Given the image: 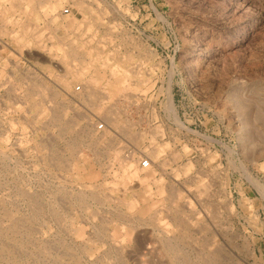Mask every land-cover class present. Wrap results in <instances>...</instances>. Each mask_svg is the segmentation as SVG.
Wrapping results in <instances>:
<instances>
[{"label": "rangeland", "instance_id": "374dc122", "mask_svg": "<svg viewBox=\"0 0 264 264\" xmlns=\"http://www.w3.org/2000/svg\"><path fill=\"white\" fill-rule=\"evenodd\" d=\"M0 83V264H264V0H0Z\"/></svg>", "mask_w": 264, "mask_h": 264}, {"label": "bare ground", "instance_id": "6f19581e", "mask_svg": "<svg viewBox=\"0 0 264 264\" xmlns=\"http://www.w3.org/2000/svg\"><path fill=\"white\" fill-rule=\"evenodd\" d=\"M80 1H81V0H80ZM13 3H14V2H13ZM32 4H33V3H32ZM73 5H74V4H73ZM86 6H87V5H86ZM75 7H76V6H75ZM28 9H29V8H28ZM96 10H97V9H96ZM101 11H102V10H101ZM87 12H88V11H87ZM99 12H100V10H99ZM28 14H29V12H28ZM96 14H97V13H96ZM90 15H91V14H90ZM25 17H26V16H25ZM12 18H13V16H12ZM97 18H99V17L97 16ZM6 21H7V20H6ZM92 21H94V20H92ZM94 23H95V22H94ZM87 24H88V22H87ZM90 24H91V23H90ZM95 24H96V23H95ZM97 24H98V23H97ZM87 26H89V24H88ZM100 26H101V25H100ZM76 28H77V27H76ZM86 28H87V27H86ZM45 30H46V29H45ZM85 30H86V29H85ZM29 34H30V33H29ZM41 34H43V33H41ZM115 35H116V34H115ZM33 37H34V36H33ZM103 37H104V36H103ZM105 37H106V36H105ZM37 38H38V37H37ZM34 39H35V38H34ZM104 39H105V38H104ZM31 40H32V39H31ZM73 41H74V40H73ZM73 41H71V42H73ZM84 42H85V41H84ZM89 42H90V41H89ZM86 43H88V42H85V44H86ZM96 43H97V42H96ZM55 44H56V43H55ZM42 46H43V45H42ZM122 47H123V46H122ZM8 48H9V47H8ZM80 48H81V47H80ZM38 49H39V48H38ZM40 50H41V49H40ZM83 50H84V49H83ZM98 50H99V49H98ZM113 50H114V49H113ZM113 50H112V51H113ZM95 51H96V50H95ZM96 52H97V51H96ZM83 57H84V56H83ZM141 61H142V60H141ZM141 61H140V62H141ZM87 62H88V61H87ZM66 65H67V64H66ZM114 65H115V64H114ZM137 67H138V66H137ZM69 68H70V67H69ZM83 68H84V67H83ZM117 68H118V67H117ZM114 69H115V68H114ZM128 69H129V68H128ZM12 70H13V69H12ZM111 70H113V69H111ZM68 71H69V70H68ZM113 71H114V70H113ZM15 72H16V71H15ZM15 72H14V73H15ZM27 72H28V71H27ZM114 72H115V71H114ZM73 73H74V72H73ZM79 74H80V73H79ZM113 75H114V73H113ZM113 75H112V76H113ZM130 75H131V74H130ZM108 76L110 77V75H108ZM25 77H26V76H25ZM25 77H24V78H25ZM130 77H131V76H130ZM39 79H40V78H39ZM21 80H22V79H21ZM29 80H30V79H29ZM90 80H91V79H90ZM8 81H9V79H8ZM131 81H132V80H131ZM37 82H38V81H37ZM24 83H25V82H24ZM24 83H23V84H24ZM92 83H93V82H92ZM0 84H1V83H0ZM10 84H11V83H10ZM33 84H34V83H33ZM62 84H63V83H62ZM34 85H35V84H34ZM4 86H5V85H4ZM4 86H3V87H4ZM16 86H17V85H16ZM36 86H37V85H36ZM42 86H43V85H42ZM89 86H90V85H89ZM7 88H8V87H7ZM31 88H32V87H31ZM31 88H30V90H31ZM34 88H35V87H34ZM34 88H33V89H34ZM37 88H40V87L38 86ZM8 89H9V88H8ZM8 89H7V91H9ZM12 89H13V88H12ZM47 90H48V89H47ZM43 91H45V90H43ZM124 91H125V90H124ZM11 92H12V91H11ZM11 92H10V93H11ZM34 92H35V91H34ZM34 92H33V93H34ZM62 92H63V91H62ZM4 93H5V92H4ZM28 93H29V92H28ZM96 93H97V92H96ZM129 93H130V92H129ZM13 94H14V93H13ZM23 94H24V93H23ZM29 94H30V93H29ZM36 94H37V93H36ZM92 94H94V92H93ZM10 95H11V94H10ZM53 95H54V93H53ZM53 95H51V96L54 97L55 95H54V96H53ZM56 95H57V94H56ZM122 95H123V93H122ZM31 96H33V95L31 94ZM35 96H36V95H35ZM42 96H43V95H42ZM108 96H109V95H108ZM18 97H19V96H18ZM26 97H27V96H26ZM29 97H30V96H29ZM82 97H83V96H82ZM36 98H37V97H36ZM50 98H51V97H50ZM50 98H49V99H50ZM97 98H98V97H97ZM23 99H24V98H23ZM53 99H54V98H53ZM85 99H86V98H85ZM85 99H84V100H85ZM107 99H108V97H107ZM51 101H53V100H51ZM86 101H87V99H86ZM115 101H116V100H115ZM126 101H127V100H126ZM18 102H19V101H18ZM83 102H84V101H83ZM97 102H98V101H97ZM97 102H96V103H97ZM101 102H102V101H101ZM15 103H16V102H15ZM39 103H40V101H39ZM52 104L54 105L53 102L51 103V105H52ZM55 104H57V103L55 102ZM59 104H60V103H59ZM59 104H58V105H59ZM97 104H98V103H97ZM99 104H101V103H99ZM14 105H16V104H14ZM24 105H25V104H24ZM51 105H50V107H51ZM53 105H52V108H53ZM93 106H94V105H93ZM58 107H59V106H58ZM58 107H57V108H58ZM60 107H61V106H60ZM63 107H64V106H63ZM89 107H90V106H89ZM94 107H95V106H94ZM41 108H42V107H41ZM52 108L50 109V111L52 110L51 112H53V111H54L53 109H55V108H53V109H52ZM61 108H62V107H61ZM3 109H4V108H3ZM121 109H122V108H121ZM61 110H63V109H61ZM61 110H60V111H61ZM108 110H109V109H108ZM111 110H112V113H115V112H114V109H111ZM58 111H59V110H58ZM106 111H107V110H106ZM117 111H118V110H117ZM120 111H121V110H120ZM28 112H29V111H28ZM54 112H55V111H54ZM103 112H104V111H103ZM56 113H57V112H56ZM59 113H60V112H59ZM78 113H79V112H78ZM78 113H76V114H78ZM52 114H53V113H52ZM54 114H55V113H54ZM76 114H75L74 116H76ZM102 114H103V113H102ZM115 114H117V112H116ZM79 115H80V113H79ZM81 115H82V114H81ZM113 115H114V114H113ZM60 116H61V115H60ZM102 116H103V115H102ZM51 117H53V115H52ZM103 117H104V120H106V122H108V123H109L110 121L112 122V118H113V117L111 116V114H110L109 112H106L105 115H104ZM75 118H78V117H75ZM79 118H80V117H79ZM62 119H63V118H62ZM115 119H116V118H115ZM115 119H114V120H115ZM59 120H60L59 116H58L57 114L54 115V120H53V121H54L55 123H58ZM68 120H69V119H68ZM74 120H75V119H74ZM78 120H79V119H78ZM30 121H31V120H30ZM46 121H48V123H49V121H51V119H50V120L48 119V120H46ZM60 121H61V120H60ZM63 121H64V120H63ZM75 121H76V120H75ZM75 121H74V123H75ZM61 122H62V121H61ZM69 122H70V121H69ZM71 122H72V121H71ZM115 122H116V121H115ZM46 123H47V122H46ZM48 123H47V124H48ZM66 123H68V122H65V126H66V125H69V124H66ZM72 123H73V122H72ZM88 123H89V122H88ZM90 123H91V122H90ZM52 124H53V123H52ZM52 124H51V125H52ZM119 124H120V123H119ZM62 125H63V124H62ZM70 125H71V124H70ZM73 125H75V124H72V126H73ZM86 125H87V124H86ZM123 125H124V124H123ZM54 126H55V125H54ZM72 126H70V127L72 128ZM128 126H129V125H127V127H128ZM2 128H3V127H2ZM42 128H43V127H42ZM60 128L62 129V127H60ZM116 128H117V127H116ZM121 128L123 129L124 127H121ZM67 129H68V128L64 127V130H67ZM122 129H121V130H122ZM62 130H63V129H62ZM81 130H82V129H81ZM118 130H120V129H118ZM124 130H125V129H124ZM129 130H130V129H129ZM126 131H127V129H126ZM63 132H64V131H63ZM68 132H69V131H68ZM81 132H82V131H81ZM64 133H65V132H64ZM70 133H71V132H70ZM126 133H127V132H126ZM2 134H3V133H2ZM124 134H125V132H124ZM75 135H76V134H75ZM86 135H87V134H86ZM114 135H115V134H114ZM132 135L134 136V134H132ZM126 136H127V135H126ZM70 137H71V136H70ZM110 137H111V136H110ZM130 137H131V136H130ZM130 137H129V138H130ZM136 137H137V136H136ZM139 137H140V136H139ZM43 138H44V137H43ZM47 138H48V137H47ZM78 138H79V137H78ZM44 139H45V138H44ZM50 139H51V138H50ZM132 139H133V138H132ZM134 139H135V137H134ZM107 140H108V139H107ZM6 141H7V140H6ZM45 141H46V140H45ZM45 141H44V142H45ZM47 141H48V140H47ZM47 141H46V143H47ZM67 141H68V140H67ZM74 141H75V140H74ZM96 141H97V140H96ZM71 142H73V141H71ZM93 142H95L94 139H93ZM93 142H91V144H92ZM46 143H45V144H46ZM67 143H69V142H67ZM74 143H75V142H74ZM70 144H71V143H70ZM70 144H67V145H68V148H70V147L73 145V143H72L71 146L69 147ZM108 144H109V142H108ZM67 145H66V146H67ZM109 145H111V144H109ZM43 146H44V145H43ZM45 146H46V145H45ZM47 146L49 147V145H47ZM58 147H59V146H58ZM58 147H57V148H58ZM109 147H110V146H109ZM71 148H73V146H72ZM86 148H87V147H86ZM93 148H94V147H93ZM98 148H99V147H98ZM107 148H108V147H107ZM117 148H118V147H117ZM74 149H75V146H74ZM74 149H73L72 151H74ZM76 149H77V148H76ZM69 150H70V149H69ZM94 150H96V149H94ZM107 150H108V149H107ZM33 151H34V150H33ZM75 151H76V150H75ZM98 151H99V150H98ZM93 152H94V151H93ZM20 153H21V152H20ZM50 153L52 154L51 151H50ZM106 153H107V151H106ZM55 154H56V153H55ZM71 154H72V153H71ZM78 154H79V153H78ZM147 154H148V153H147ZM114 155H115V154H114ZM142 155H143V154H142ZM49 156H52V155H49V154H48V157H49ZM53 156H54V155H53ZM67 156H68V154H67ZM69 158H70V157H69ZM144 158H145V157H144ZM8 159H9V158H8ZM50 159H51V160H52V159L54 160V158H50ZM53 160H52V161H53ZM16 161H17V160H16ZM63 161H64V160H63ZM172 161H173V160H172ZM56 162H58V160H57ZM65 163H66V162H65ZM65 163H64V164H65ZM34 164H35V163H34ZM129 164L131 165V163H129ZM159 164H160V163H159ZM16 165H17V164H16ZM38 166H39V165H38ZM38 166H37V167H38ZM150 168H151V167H150ZM43 169H44V168H43ZM131 170H132V169H131ZM130 172H131V171H130ZM13 173H14V172H13ZM162 173H163V172H162ZM125 175H127V174H125ZM128 175H129V174H128ZM90 176H91V175H90ZM87 179H88V178H87ZM2 183H3V182H2ZM65 183H67V182H65ZM36 185H37V184H36ZM93 186H94V185H93ZM64 188H65V187H64ZM17 189H18V188H17ZM70 189H71V188H70ZM96 189H97V188H96ZM23 191H24V190H23ZM27 191H28V190H27ZM97 191H98V190H97ZM69 192H71V191H69ZM83 193H84V192H83ZM100 193H101V192H100ZM24 194H25V193H24ZM28 194H29V193H28ZM84 194H85V193H84ZM35 195H36V194H35ZM14 196H15V195H14ZM29 196H30V194H29ZM93 196H94V195H93ZM99 196H100V195H99ZM106 196H107V194H106ZM194 196H195V195H194ZM69 197H70V196H69ZM95 197H96V196H95ZM26 198H27V197H26ZM101 198H102V197H100V200H101ZM107 198H108V197H107ZM45 200H46V199H45ZM57 200H58V199H57ZM97 200H98V199H97ZM20 202H21V201H20ZM92 202H93V201H92ZM127 202H129V201H127ZM36 203H37V202H36ZM72 203H73V202H72ZM126 204H127V203H126ZM221 204H222V203H221ZM88 205H89V204H88ZM213 206H214V205H213ZM213 206H212V207H213ZM35 207H36V204H35ZM63 208H64V207H63ZM88 208H89V207H88ZM164 208H166V207H164ZM222 208H223V207H222ZM6 209H7V208H6ZM32 209H33V208H32ZM35 209H36V208H35ZM86 209H87V208H86ZM187 209H188V208H187ZM212 209H213V208H212ZM40 210H41V209H40ZM129 210H130V209H129ZM161 210L164 211L163 207L161 208ZM177 210H178V209H177ZM155 211H156V210H155ZM3 212H4V211H3ZM53 212H54V211H53ZM104 212H105V211H104ZM6 213H7V212H6ZM105 213H106V212H105ZM168 213H169V212H168ZM214 213H215V212H214ZM4 214H5V213H4ZM56 214H57V213H56ZM166 215H167V214H166ZM168 215H169V214H168ZM58 216H59V215H58ZM134 216H135V215H134ZM176 217H177V216H176ZM183 217H184V216H183ZM11 218H12V217H11ZM11 218H9V219H11ZM128 218H129V216H128ZM5 219H6V218H5ZM157 219H158V218H157ZM177 220H178V219H177ZM177 220H176V221H177ZM183 220H184V218H183ZM183 220H182V221H183ZM11 221H12V220H11ZM28 222H29V221H28ZM105 222H106V220H105ZM118 222H119V221H118ZM1 223H2V222H1ZM54 223H55V222H54ZM107 223H108V222H107ZM10 224H11V223H10ZM187 224H188V223H187ZM102 225H103V224H102ZM179 225H180V224H179ZM31 226H32V225H31ZM17 227H18V226H17ZM25 227H26V226H25ZM150 228H151V227H150ZM181 228H182V226H181ZM10 229H11V228H10ZM10 229H9V230H10ZM105 229H106V228H105ZM15 230H16V229H15ZM20 230H21V229H20ZM162 230H163V229H162ZM10 231H11V230H10ZM16 231H17V230H16ZM67 231H68V230H67ZM163 231H166V230H163ZM193 231H194V230H193ZM20 232H21V231H20ZM160 232H162V231H160ZM160 232H159V233H160ZM166 233H167V231H166ZM19 234H20V233H19ZM24 234H25V233H24ZM168 234H169V233H168ZM3 235H4V234H3ZM105 235H106V233H105ZM159 235H160V234H159ZM163 235H164V234H163ZM166 235H167V234H166ZM59 236H60V235H59ZM138 236H139V239H141V238H140V235H138ZM138 236H136V237H138ZM161 237H162V236H161ZM161 237H159V238H161ZM163 237H164V236H163ZM177 237H178V236H177ZM187 237H188V236H187ZM96 238H97V237H96ZM121 238H122V237H121ZM156 238H157V237H156ZM181 238H182V237H181ZM97 239H98V238H97ZM163 239H164V238H163ZM168 239H170V238H168ZM7 240H8V239H7ZM99 240H100V239H99ZM141 240H142V239H141ZM176 240H177V239H176ZM160 241H161V240H160ZM166 241H167V239H166ZM189 241H190V240H189ZM114 242H115V241H114ZM119 242H120V241H119ZM163 242H164V241H163ZM167 242H168V241H167ZM61 243H62V242H61ZM145 243H146V242H145ZM156 243H157V242H156ZM170 243H171V242H170ZM118 244H119V246H120V243H118ZM142 244H143V243H142ZM167 244H168V243H167ZM140 245H141V244H140ZM134 246H135V245H134ZM143 246H144V245H143ZM154 246H155V245H154ZM154 246H153V247H154ZM207 246H208V245H207ZM49 247H50V246H49ZM54 247H55V246H54ZM54 247H53V248H54ZM59 247H60V246H59ZM156 247H157V246H156ZM50 248H51V247H50ZM113 248H114V247H113ZM150 248H152V247H150ZM159 248H160V247H159ZM162 248H163V247H162ZM214 248H215V247H213V249H214ZM179 249H180V248H179ZM61 250H62V249H61ZM131 250H132V249H131ZM142 250H143V248H142ZM153 250H154V249H153ZM165 250H166V249H165ZM180 250H181V249H180ZM157 251H158V250H157ZM216 251H217V250H216ZM18 252H19V251H18ZM60 252H62V251H60ZM128 252H130V251H128ZM134 252H135V251H134ZM68 254H69V253H68ZM137 254H138V253H137ZM140 254H141V253H140ZM140 254H139V255H140ZM147 254H148V253H147ZM158 254H159V252H158ZM158 254H156V255H158ZM160 254H161V253H160ZM160 254H159V255H160ZM208 254H209V253H208ZM218 254H219V253H218ZM144 255H145V254H144ZM183 255H184V254H183ZM198 255H199V254H198ZM215 255H216V254H215ZM20 256H21V255H20ZM153 256H154V255H153ZM153 256H152V257H153ZM160 256H161V255H160ZM118 257H119V256H118ZM146 257H147V256H146ZM149 257L151 258L150 255H149ZM185 257H186V256H185ZM57 258H59V257H57ZM138 258H139V257H138ZM161 258H162V257H161ZM186 258H187V257H186ZM52 259H53V258H52ZM55 259H56V258H55ZM163 259H164V257H163ZM192 259H193V258H192ZM201 259H202V258H201ZM117 260H118V259H117ZM136 260H137V259H136ZM145 260H146V259H145ZM149 260H151V259H149ZM154 260H155V259H154ZM161 260H162V259H161ZM174 260H175V259H174ZM176 260L178 261V259H176ZM185 260H186V259H185ZM156 261H157V260H156ZM158 261H159V260H158ZM158 261H157V262H158ZM214 261H215L216 264H221V263L219 262L220 260H219L218 258H217V259L215 258ZM145 262H146V261H145ZM150 262H151V261H150ZM157 262H156V263H157ZM148 263H149V262H148ZM152 263H154V262H152ZM156 263H155V264H156ZM159 263H160V262H159ZM177 263H178V262H177ZM177 263H175V264H177ZM149 264H150V263H149ZM160 264H161V263H160Z\"/></svg>", "mask_w": 264, "mask_h": 264}, {"label": "built area", "instance_id": "2783aa9c", "mask_svg": "<svg viewBox=\"0 0 264 264\" xmlns=\"http://www.w3.org/2000/svg\"><path fill=\"white\" fill-rule=\"evenodd\" d=\"M69 10H64V14H68ZM74 91L78 94L82 93V87L81 86H76ZM95 130L97 132H103L105 130V124L104 123H99L96 127ZM140 167L143 170H148L150 168V161L148 159H143L140 162Z\"/></svg>", "mask_w": 264, "mask_h": 264}]
</instances>
